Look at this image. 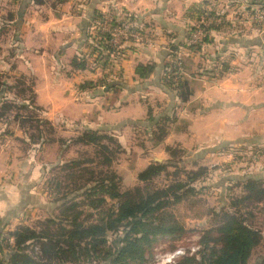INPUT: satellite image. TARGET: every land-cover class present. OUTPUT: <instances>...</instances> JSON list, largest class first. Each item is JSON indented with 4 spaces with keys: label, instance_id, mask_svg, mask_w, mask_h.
I'll list each match as a JSON object with an SVG mask.
<instances>
[{
    "label": "crops",
    "instance_id": "obj_1",
    "mask_svg": "<svg viewBox=\"0 0 264 264\" xmlns=\"http://www.w3.org/2000/svg\"><path fill=\"white\" fill-rule=\"evenodd\" d=\"M261 7L264 0H0V20L16 37L13 68L33 76L38 106L62 136L91 130L115 137L124 149L142 143L151 149L139 156L144 168L163 163L171 148L187 151L193 164L212 166L233 161L232 151L264 148ZM205 12L213 19L208 41L194 50L189 35ZM106 21L112 28L131 26L145 41L121 37L114 41L121 53L116 64L94 67L88 58L86 70L74 69ZM178 58L190 93L186 103L169 81V66ZM138 65L156 69L144 80L136 75ZM88 83L93 88H82ZM163 129L168 136L159 140ZM156 151L167 157H152ZM34 159L19 165L17 156L0 151V234L6 225L5 231L16 229L25 192L32 196L38 189L31 183ZM255 162L264 170V157ZM253 176L243 173L241 180Z\"/></svg>",
    "mask_w": 264,
    "mask_h": 264
},
{
    "label": "trees",
    "instance_id": "obj_2",
    "mask_svg": "<svg viewBox=\"0 0 264 264\" xmlns=\"http://www.w3.org/2000/svg\"><path fill=\"white\" fill-rule=\"evenodd\" d=\"M199 28L193 29L189 38ZM110 40V35H103L102 40L90 42V53L81 59H75L72 63L73 68L86 70L88 58H93L96 66L103 62V68L116 64L121 53L114 50L115 57L107 58L106 50L113 51ZM207 41L208 34L203 43ZM190 48L198 50L201 46ZM155 69L154 65H138L136 75L145 80L150 78ZM169 74L171 85L180 91L181 100L186 103L190 93L181 81V74L176 68ZM176 74L179 75L175 82ZM22 79L24 81V78ZM18 85L19 95L28 92L35 94L33 89L23 88L24 82H18ZM91 87L93 88V84L88 83L82 88ZM8 90L12 88L0 78V99ZM29 102L33 103L32 100ZM34 106L33 108L37 107ZM23 110L28 111V105L19 106L7 98L0 100V120L8 121L13 118L16 123L24 124L29 119L19 113ZM38 123H45L54 129L50 121ZM161 132L166 133L165 130ZM166 136L167 133L163 139ZM105 141L113 146L115 154L121 151L122 146L112 136L86 130L77 138V142L84 146H97L101 149L105 158L101 164L110 166L113 164L114 156L111 149L104 145ZM261 153L264 155V150ZM94 163L85 160L64 165L63 170L69 171L67 180H71V185H68L70 189L57 185L58 195L63 196L62 200H59L63 203L62 217L49 219L46 222L47 227L40 231L30 227H18L9 236L13 240L11 244L8 240L0 242V253L3 254L0 264H97L98 261L104 264H145L148 254H151L160 239L181 238L188 233L186 227L174 213L169 212V209L182 203L185 196L193 193L189 185L177 183L151 194H143L139 187L134 191L123 192L122 178L115 172L106 177L98 176L93 169L86 167ZM78 169L80 173L77 174L75 170ZM163 172L164 166L155 163L139 173L138 180L140 183H148ZM263 188L259 182L250 180L244 186L247 196L237 204L263 200ZM63 189L66 190L64 191L66 194H63ZM84 190L87 201H80L81 197L75 194ZM105 206L109 207L103 209ZM95 217L98 219L94 220ZM120 233L123 234L122 237L109 241L110 236ZM263 240L261 231L248 226L240 216L226 213L222 224L202 232L199 243L202 248L199 254L201 258L186 257L179 264H249L254 251L261 246ZM35 244L40 245L39 255H34L31 250Z\"/></svg>",
    "mask_w": 264,
    "mask_h": 264
},
{
    "label": "rangeland",
    "instance_id": "obj_3",
    "mask_svg": "<svg viewBox=\"0 0 264 264\" xmlns=\"http://www.w3.org/2000/svg\"><path fill=\"white\" fill-rule=\"evenodd\" d=\"M2 24L4 23L0 20V78L7 83L12 90L5 92L0 100L3 101V99L7 98L9 101L19 106L28 105V111L23 110L19 113L24 117H28L29 121L20 125L18 122L16 123L13 118H11V120L8 119V121L7 119L0 120V132L5 129V132L2 133L7 136L6 138L0 137V151L5 150L9 154L12 153L14 156H17L19 165L26 164L30 156L34 157L35 159L31 161V164L37 171L34 177L31 178L32 182H30L36 185L38 189L35 191V195L32 196L25 192L28 198L23 199L19 207L18 214L20 216L16 229L18 227H30L40 231L47 227L46 222L49 219L61 218L63 203L59 200H62L63 196L58 195L57 191L59 188L57 185L66 186L68 189H70L68 185H71V180H67L69 171H64L63 167L67 163L73 161L86 160L95 162L86 167L93 169L98 176L103 175L102 177H106L110 176L113 172L117 173L122 178L121 189L123 192L128 190L134 191L136 187H139L142 189L143 194H151L155 191L176 185L177 183H183L189 186L191 184L194 185L195 189L203 194L199 196L195 194H191L188 197L185 196V203L183 200L182 204L170 207L169 212L176 215L177 219L186 227L188 233L181 238L160 239L157 245L153 247L151 254H148L145 264H149L157 253L173 251L178 247L199 245L202 232L222 224L226 213L237 215L238 217L240 216L248 226L261 231L264 238V199L258 202L249 201L240 205L237 204L238 201L243 200V198L247 196L244 186L250 180L259 182V184H262L264 187L263 165H261V162H255L259 157H264L261 153L264 148L247 150L244 151V153H242V151H232L230 154L233 156V161L212 166L203 163L193 164L187 151H183L179 148H171L167 152L169 159L167 158L163 163L157 162L164 166L165 172L148 183H140L136 180V176L147 168H144L145 164L140 162L139 156L149 155L148 151L151 150L147 148V146L144 147L142 143L136 148H122L119 153L115 154L113 146L108 143V141H105L104 145L111 149L114 156L113 164L107 166L101 164L105 160L101 149H98L97 146H84L77 142V138L84 131L77 133L69 132L67 136L65 134L62 136L59 129H57L53 123L54 129L45 123H38V121L45 122L49 120L43 115L44 109L38 106L36 95L30 92L25 95H19L17 90L19 89L18 82H24L25 85L23 88L33 89L35 92V79L33 76H30L31 74L25 75V73H23L20 75V73H17V68H13L15 67L14 62L16 55L13 53L11 45L13 38L15 40L16 37H13L10 32L6 31ZM103 35L110 34L98 30L97 34L91 36V41H99L103 38ZM130 39L137 40L134 38ZM112 40L113 38H111L110 44ZM203 41L201 44L195 46H203ZM112 50L113 51L106 50L107 58L109 56L110 58L115 57L114 50L116 49L112 47ZM91 60H93L94 64L95 60L93 58H91ZM94 67H96V65H94ZM172 69H175V63L170 66L168 71L170 72ZM182 70H178L179 73H182ZM176 75L175 77L178 79L179 74ZM22 78H24V81ZM30 100H32L33 103L29 102ZM33 104L37 107L33 108L35 107ZM15 113L16 111L13 112V115H15ZM163 130L169 133L166 129ZM166 133L159 131L157 132L156 138L162 140ZM139 134L144 135V133L141 132ZM103 135L110 136L108 134ZM44 145H53V148L49 150L44 148ZM152 154V157H167L165 154L161 155L160 151H156L155 154ZM188 160H190V162H188ZM258 164H260V166ZM260 167L262 172H259ZM75 172L78 174L80 170H75ZM248 172L255 173V176L251 179L242 181L241 178H243V173L246 174ZM21 179L22 177L20 176V180ZM23 185H26V183L24 182ZM64 191L66 190L63 189V194H66ZM84 193H86V190L78 192L75 195L78 194L77 196L81 197V199H79L80 201H87ZM108 207L109 206H105L103 209H107ZM94 213L95 215L97 214L96 212ZM95 219L98 218L95 217L94 220ZM7 226L8 225L5 227L7 228ZM5 229L0 234V242L1 240H8L11 244L12 239L9 236L11 233L15 232L16 229L13 232L10 231L11 229L8 231H5ZM123 232L124 230L121 231V233ZM121 233L110 236L109 241L112 242L118 237H122L123 234ZM31 250H33L34 255H39L40 245L35 244ZM198 257L195 258L200 259L201 255H198ZM97 264L104 263L98 261ZM249 264H264V240L261 246L254 251Z\"/></svg>",
    "mask_w": 264,
    "mask_h": 264
},
{
    "label": "built area",
    "instance_id": "obj_4",
    "mask_svg": "<svg viewBox=\"0 0 264 264\" xmlns=\"http://www.w3.org/2000/svg\"><path fill=\"white\" fill-rule=\"evenodd\" d=\"M257 18L260 23L264 24V7H261L258 10ZM212 21L213 19L211 14L209 12H205L199 30L189 40L190 46L201 44V42L209 32L208 28L211 25ZM102 32L109 33L110 36H112L113 40L111 41V44L114 46L115 49L117 47L115 46L114 41L121 37L134 38L142 41L141 35L135 33L132 27L129 25H125L119 28H112L110 26V23L106 21L105 25L102 28ZM174 63L175 68H177L178 70L183 69V63L180 58L176 59ZM201 250L202 248L200 245H194L191 247H178L173 251L157 253L149 264H179L181 260L186 257H198Z\"/></svg>",
    "mask_w": 264,
    "mask_h": 264
}]
</instances>
